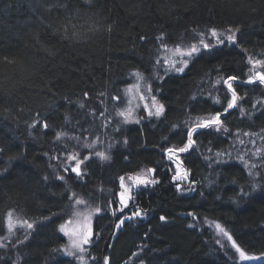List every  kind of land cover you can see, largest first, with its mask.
Listing matches in <instances>:
<instances>
[{"label": "trees", "instance_id": "obj_1", "mask_svg": "<svg viewBox=\"0 0 264 264\" xmlns=\"http://www.w3.org/2000/svg\"><path fill=\"white\" fill-rule=\"evenodd\" d=\"M213 28L236 40L198 52L183 72L157 63L162 45ZM255 61L264 62V0H0V236L10 211L32 224L5 240L0 264H80L60 249L62 222L77 206L100 209L87 264H264V83H249ZM135 72L151 77L159 117L142 108L137 120L120 115ZM230 76L239 99L225 111ZM217 113L219 129H197L192 148L168 158L199 118ZM70 154L89 157L82 175ZM177 164L186 179L173 180ZM143 169L157 183L121 211L119 178ZM216 224L261 258L240 261Z\"/></svg>", "mask_w": 264, "mask_h": 264}, {"label": "snow or ice", "instance_id": "obj_2", "mask_svg": "<svg viewBox=\"0 0 264 264\" xmlns=\"http://www.w3.org/2000/svg\"><path fill=\"white\" fill-rule=\"evenodd\" d=\"M229 32H231L230 35H227V40L229 42H234L236 40V34L235 32H232L231 29H229ZM210 36L212 38H215L216 43L217 44H221L224 41L220 38L221 34L218 33V31L216 29H210ZM204 34H201V38L199 39L198 43H193L191 44V46L187 49H181L179 46H177L175 48V50L173 51L172 55L173 56H179L181 59L179 61L180 63V67H176L177 61L175 59H170V58H165L163 63L166 65H169L171 68L175 69V71L177 72H183L184 68L188 65V60L184 59V57H188L191 58L193 55H195L196 53L201 51V48L203 49H208L210 47V44L208 42L205 41V39L203 38ZM166 50H167V45L163 46ZM251 62V61H250ZM157 63H160V61L158 60ZM255 65H259L262 64L264 62L262 61H255L252 62ZM136 75L138 77H140L139 73H136ZM142 78V77H141ZM238 80V77L236 76H230L227 77L223 83L224 85H226V87L228 88L229 91H231V100L229 101L227 108L225 109V111H227L228 109H232L234 106H236L237 101L239 99L235 89L233 88L232 82ZM256 80H259L261 83H264V72H256L254 76H251L249 79V83H252ZM138 90V88H137ZM85 96H87V93H85ZM114 99H119V97H114ZM141 99H144L143 96H141ZM152 104L153 107L155 108V111L149 110L148 111V115H155L157 117H159L163 112H164V106L162 104L157 105L155 97L152 98ZM145 107L147 108V104L145 105ZM121 116L125 117V120L127 121L128 118L131 117V110L128 111H124L120 113ZM220 113H217L215 115V117L211 118V119H207V120H203V121H198L192 128L188 129V135H187V142L185 143L184 147H181L179 149H175V148H169L167 149V153H168V158L169 159H173L174 155L176 153H184L187 152L190 148H192V146L195 144V140L193 139V133H195L197 131V129H201V128H209V127H216L217 129H219V127L222 125V121L220 119ZM35 126V124L33 125ZM44 128H47L48 125L45 122L43 124ZM63 135H65L64 133H57V139H59L60 137H62ZM247 135V133H246ZM86 147L91 148L92 145H86ZM262 150L261 149H257L256 154L259 155L260 152ZM96 155L103 160H107L110 157L106 155V153L104 152H99L96 153ZM178 158V157H177ZM89 159V157H84V160ZM69 161H74L75 162V166L71 168V171L74 172L76 175H82L81 172V164L83 163L82 160H80L78 158V155H70L68 157ZM252 167L254 168L255 165H252ZM68 169L66 168L65 171H67ZM154 170L153 169H148L147 172L145 173V175L143 177H135V183L137 185H147V184H155L157 183L156 180L154 179H150L149 178V174L152 173ZM188 176L187 171H181L180 169V165L177 164V168H176V174L175 176H173V180H184L186 179ZM60 179H63V177H60ZM121 188L123 189V191L120 192V203L124 206L127 207L129 200L131 199L130 196V189L126 188L124 186V178L121 177ZM177 188H180V185L177 184ZM77 204H82L84 203L82 200H77L76 201ZM95 212H99L100 209L96 208L94 210ZM121 211H123V209H121ZM77 215H80L79 213H77ZM91 214H89L90 216ZM134 216H139L141 215L140 211H136L133 213ZM88 218L89 217H83V219L86 221L82 226L80 231L76 234V239H74L72 241V246L74 248L79 249L80 252H83L85 249L83 248V245H86L89 243L90 238L92 236V229L90 226V223H88ZM165 219L163 216L161 217V220ZM14 221L12 220V214L11 212L8 215V226L9 229L11 230V228L14 226ZM26 225L28 228H32V224L27 223L25 221ZM121 223H123V221H121ZM119 227V225L117 226ZM216 228L223 233L225 236H227V239L229 241H231L232 244V248L235 249V252L238 253L239 259L240 261H255V260H259L261 257L256 256V255H250L248 254L244 249H242L239 245L236 244L235 240H233L232 236L230 234H228L219 224H216ZM219 243V241H217ZM81 261H83V257H80ZM105 264H108V258L105 257Z\"/></svg>", "mask_w": 264, "mask_h": 264}, {"label": "rangeland", "instance_id": "obj_3", "mask_svg": "<svg viewBox=\"0 0 264 264\" xmlns=\"http://www.w3.org/2000/svg\"><path fill=\"white\" fill-rule=\"evenodd\" d=\"M217 31H218V33L221 34L220 38L224 42L232 43V42H229L227 40V38H226L227 35L231 34V32H229L228 29H219ZM232 32H235V31L232 30ZM200 38H201V36H198L195 40L190 41L189 43H180V44H176V45H167V50L163 47L164 45H162L159 48V50H158V52H160L159 54L161 56H159V58L157 57L156 61H158V60L160 61V57L163 59V61H164L165 58L175 59L177 61L176 67H180L181 65H180L179 61H180L181 58L179 56H173L172 55V53L175 50V48L177 46H179L181 49H187V48H189L191 46V44L198 43ZM203 38L205 39L206 42H208L210 44V47L218 45L216 43L215 38H212L210 36V33H209L208 37L204 36ZM202 50H203V48H201V51ZM196 54H198V53H196ZM191 58L184 57V59H187L188 62H189V60ZM165 66L168 67L169 71L177 72V71H175V69L171 68L169 65L165 64ZM256 69H258V67L255 65L254 68H252L253 76L255 75L256 72H261V71L256 70ZM136 73H138V72H135V73H133L130 76L129 84L125 85V87H123L122 90H121L122 112L131 110V117H130L131 120H134V119L137 118L136 117L137 113H138L139 109H141V108L144 110V112H148L149 110L155 111V108L153 107V104H152V98L153 97H155L157 105L161 104L160 101L158 100V98L155 95V90L153 89L154 85H153V82H151V79H150L151 77H146L141 72L139 73L140 77H138L136 75ZM137 88H138V90H137ZM141 96H143L144 99H141ZM146 104L148 106L147 108L145 107ZM130 118H129V120H130ZM211 118H213V116H207V117L205 116V117L199 118L198 120L199 121H203V120H207V119H211ZM70 155H76V154H70ZM175 156H176V154L174 155V158H175ZM78 158L80 160L84 161L83 159L80 158V156H78ZM66 161L68 162L69 165L71 164V165L75 166V162L74 161H69L68 158H66ZM81 168H82V164H81ZM146 172H147V170L143 169V170H141L138 173H132V174H127V175L121 176V177L124 178V186L126 188L130 189V196H131L130 200H132L134 198V192L137 191L138 188L144 186V185H137L135 183V177H143ZM120 178H119V190H118V193H117L118 209L124 208V206L120 203V195L119 194H120L121 191H123V189L121 188V180H120ZM130 200L128 202V205L130 203ZM77 213H79L80 215H77ZM94 213H95V211L92 210V209H87V208L84 209L83 206H80V207L77 206L70 213L69 217H67L62 222V225H61V231L63 232L66 241H65L64 245L60 249L65 255L73 257L80 264H87L88 259H89V253H90V248H91V244H92V237H93V232H94V227H93V224H92ZM11 214H12V220L15 223H14V226L10 230L9 226H8V217H7L6 222H5V234L3 236H0V255L4 254L3 245H4L5 240L11 241V239H16L18 237H23L24 234H27V231H28L27 230L28 227H27V225L25 223L26 220L21 219L17 214H13V212H11ZM89 214H91V215L89 216ZM83 217H89L87 222L90 223V226H91V229H92V236L90 238L89 243L86 244V245H83V248L85 250L83 252H80L79 249L74 248L72 246V241L74 239H76V234L80 231L81 226L86 222L83 219ZM26 222L30 223L29 221H26ZM81 256L83 257V261H81V259H80Z\"/></svg>", "mask_w": 264, "mask_h": 264}]
</instances>
